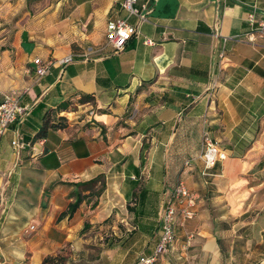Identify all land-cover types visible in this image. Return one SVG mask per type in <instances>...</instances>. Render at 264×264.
Here are the masks:
<instances>
[{
	"label": "crops",
	"instance_id": "1",
	"mask_svg": "<svg viewBox=\"0 0 264 264\" xmlns=\"http://www.w3.org/2000/svg\"><path fill=\"white\" fill-rule=\"evenodd\" d=\"M123 1L0 0V103L10 92L31 111L71 102L59 114L68 126L44 139L30 142L42 121L34 113L0 135V264L61 252L90 264L93 241L97 263L135 264L154 253L180 180L198 213L179 221L155 264H264V36L247 39L264 0H138L147 21ZM118 18L140 31L119 51L106 40ZM67 56L37 75L36 59ZM205 132L227 152L210 169ZM100 176L97 204L68 214L73 184ZM109 218L105 231L83 233Z\"/></svg>",
	"mask_w": 264,
	"mask_h": 264
},
{
	"label": "built area",
	"instance_id": "2",
	"mask_svg": "<svg viewBox=\"0 0 264 264\" xmlns=\"http://www.w3.org/2000/svg\"><path fill=\"white\" fill-rule=\"evenodd\" d=\"M137 2L138 0H124L122 6L129 12V14L138 15L142 21H147L148 18L141 14L139 8L136 6ZM143 8H147V5H143ZM249 19L251 22L255 21L254 13L249 15ZM139 34L140 31L137 26L131 24L125 18H118L111 21L107 26V45L117 51L122 50L133 36ZM256 34L264 36V17L259 22L256 31L250 33L247 39L253 42ZM144 43L147 45H153L154 41L150 38H145ZM72 60L73 56H67L56 61L50 60L48 62L36 59V73L41 77L47 73L51 65L57 62L60 64H66ZM30 111L31 106L23 104L21 101V95L17 92L5 94L0 103V135H3L13 123L26 119ZM93 113V111L90 112V115H93ZM23 145V143H19V147H23ZM225 158H227L226 150H224L219 142L208 132H205L203 136L201 159L203 160L206 169L213 168L219 161H222ZM197 213L196 194L189 188L184 180L178 181L171 196L164 203L161 212V237L154 253L150 256L139 257L135 264H154L175 242L176 228L179 221L181 219L191 220L196 217ZM192 238L193 234H189L186 244L187 246Z\"/></svg>",
	"mask_w": 264,
	"mask_h": 264
},
{
	"label": "trees",
	"instance_id": "3",
	"mask_svg": "<svg viewBox=\"0 0 264 264\" xmlns=\"http://www.w3.org/2000/svg\"><path fill=\"white\" fill-rule=\"evenodd\" d=\"M92 100H93V96L83 95L79 99V102L86 103ZM70 104L71 102L64 101L61 104H59L57 108H48L46 110L41 105H38L35 109L30 111L29 115L34 113L37 116H40L42 120L41 126L39 127L34 137L32 138V141L30 142L33 143L35 141H39L40 139L46 138L48 133L52 130H59L66 128L68 126V119L65 115H59V114L62 111L68 110ZM27 143L29 142L25 141L23 144L26 145ZM73 185H76L78 187V190L73 193L75 200L70 204L68 208L67 213L70 215L73 214L80 207L81 203H83L84 201L91 204V207H94L97 204L99 197L101 196V194L105 189V181L103 180L102 176L90 182L76 183ZM82 191H89V193L87 195H83ZM110 223H111V218L107 219L103 223H97V224L86 223L83 229V233L91 230L93 231V233H96L97 231H105V228ZM112 246H114L112 242V238L110 236H106L104 247L111 248ZM93 247L94 249H96L97 252H99L102 249L99 246H93ZM67 261L68 258L66 256H63L61 252L56 255L47 256L44 259L43 264H67ZM70 264H74V263L70 262Z\"/></svg>",
	"mask_w": 264,
	"mask_h": 264
},
{
	"label": "rangeland",
	"instance_id": "4",
	"mask_svg": "<svg viewBox=\"0 0 264 264\" xmlns=\"http://www.w3.org/2000/svg\"><path fill=\"white\" fill-rule=\"evenodd\" d=\"M92 246H98L97 245V242L95 241H93L92 242ZM63 254V256H66L67 258H69L67 255H65L64 253H62ZM96 255H97V251H96V249H94V247L91 249V252L89 253V259H92L93 261L90 263V264H99V263H97V261H95V257H96Z\"/></svg>",
	"mask_w": 264,
	"mask_h": 264
}]
</instances>
